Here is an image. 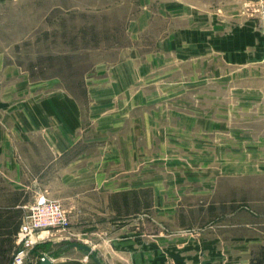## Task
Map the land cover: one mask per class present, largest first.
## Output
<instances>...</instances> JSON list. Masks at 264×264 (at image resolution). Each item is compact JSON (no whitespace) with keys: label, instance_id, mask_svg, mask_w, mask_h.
Returning <instances> with one entry per match:
<instances>
[{"label":"rangeland","instance_id":"rangeland-1","mask_svg":"<svg viewBox=\"0 0 264 264\" xmlns=\"http://www.w3.org/2000/svg\"><path fill=\"white\" fill-rule=\"evenodd\" d=\"M257 1L249 2L247 9L263 28L254 11ZM169 4L170 0H0L3 76L10 80L7 85L19 84L17 99L28 100L27 114L35 131L42 128L36 119L41 103L49 101L56 108L57 94L64 95L66 110L76 103L81 119L76 132L82 136L62 162L68 163L80 152H91L102 159L107 143L114 142L112 148L122 149L126 142L131 154L143 153L145 160H140L148 165L147 177L155 173L163 181L171 180L167 183L171 186H165L162 192L173 201L180 197V222L186 221L181 216L189 208L193 181L208 180L212 201L216 197L236 198L242 212L247 213L251 197L264 199V177H258V185L252 186L248 169L250 142L257 140L250 139L249 130L252 126L254 135H264V118L260 107L253 109L255 115L259 111L257 122L251 121L255 117L248 107H237L235 117L233 101L248 93L236 90L237 86L264 84V59L253 66H242L224 60L216 42L206 43L204 56L199 43H169V36L183 22L175 18ZM157 52L161 53L158 58ZM145 63L150 67L142 68ZM121 82L129 83V90L113 86ZM257 93L264 96V86ZM218 99L229 114L227 124L220 128L221 136L216 122ZM18 109L25 114L24 106ZM120 114L129 116L128 126L123 135L117 136L120 131L113 133L117 130L113 122L122 118ZM208 117L215 122L209 125L205 122ZM133 124L145 127V132L139 129L140 136L132 137ZM234 130L241 132V138L234 139ZM257 141L263 143L260 138ZM234 163L245 168L238 175L229 168ZM74 174L72 168L51 173L49 180L42 181L44 184L40 179H28L30 187L25 192L0 172V205L16 199L33 204L39 196H46L59 200L72 222L65 230L40 232L33 246L26 248L21 264H38L43 255L51 256L52 264H97L94 254L106 264L94 249V240L74 230L76 208L83 198L73 185ZM235 181L243 185L234 186ZM140 195L152 212L153 189L146 188ZM92 198L104 208L106 193H95ZM111 200L114 202L110 205L121 209L115 197ZM257 208L264 210V201ZM1 212L0 264H14L15 253L23 247L17 234L28 208L14 209L6 215ZM16 221L18 230L13 234ZM75 241L90 245L94 252L75 247Z\"/></svg>","mask_w":264,"mask_h":264},{"label":"crops","instance_id":"crops-1","mask_svg":"<svg viewBox=\"0 0 264 264\" xmlns=\"http://www.w3.org/2000/svg\"><path fill=\"white\" fill-rule=\"evenodd\" d=\"M251 1L170 0L169 10L177 20L183 22L169 36V43H199L203 49L201 56H204L206 43L216 42L224 60L228 58L230 62L242 66L264 59V27L248 11L247 4ZM157 53L155 57L158 58L160 52ZM3 57L0 52V172L8 177L16 189H25L27 192L30 186L26 180L40 179L41 183L46 182L51 173H63L72 168L75 173L73 185L83 195L76 208L78 221L74 230L95 241H92L94 249L106 264H264V210L257 208V204L264 199L251 197V208L243 213L236 198L226 200L216 197L217 200L214 198L212 201L211 182L208 180L193 181V195L189 200V208L181 216L186 220L182 223L177 209L180 197L173 201L172 197H166L162 192L165 186H171L167 184L171 180L163 181L155 173L147 177L145 173L148 165L141 164L145 160L142 158L143 153L139 151L131 154L126 142L123 150L112 148L114 142L107 143L102 159L97 158V155L92 156L91 152H80L68 163L62 162L65 153L82 136L76 132L81 126L76 103L66 110V100L60 94L54 96L57 99L56 108L50 106L51 102L44 101L39 108L40 115L36 116L42 128L40 131L33 130L30 114H27L28 100L19 101V84L14 82V85H7L10 80L7 75L6 78L3 76ZM195 57L199 55L193 56L192 61ZM147 66L150 67V64L145 63L142 68ZM129 85L125 82L113 84L121 90H129ZM263 86L243 84L235 88L248 90L244 96L237 95L233 101L235 117L238 115L237 107H248L250 115L255 117L251 121L257 122L259 111L255 115L253 109L260 107V116L264 118V96L257 93ZM218 105L216 122L221 136L220 130L227 124L225 122L229 114H226V105H222L221 99H218ZM21 106L25 107V114L20 113L18 108ZM120 115L122 118L113 122L117 126L113 133L120 131L117 136L125 132L128 126L126 120L129 116ZM211 121L208 117L205 122L210 125ZM51 123L54 129H51ZM144 128L133 124L130 131L132 137L140 136ZM252 128L249 130L250 139L260 138L263 141L250 142L248 169L251 182L253 180L252 186H257V178L264 177V135H254ZM233 134L234 139L242 136L236 130ZM235 147L236 153L238 148ZM33 162L37 164L36 167ZM229 168L234 171V175L245 169L237 163ZM234 183V186L243 185L237 181ZM43 186L40 187L42 192ZM146 188L153 189L152 212L140 195ZM99 192L106 193L104 208L92 198L93 194ZM112 197L122 204L121 209L110 205L111 201L114 202ZM31 204L26 199H16L0 205V211L5 214L14 209H29ZM111 212L113 214H108ZM16 224L13 234L18 230L17 221ZM243 230H247V233Z\"/></svg>","mask_w":264,"mask_h":264},{"label":"built area","instance_id":"built-area-1","mask_svg":"<svg viewBox=\"0 0 264 264\" xmlns=\"http://www.w3.org/2000/svg\"><path fill=\"white\" fill-rule=\"evenodd\" d=\"M254 7V11L264 24V0H258ZM71 223L69 215L59 200L39 196L30 205L21 222L17 237L23 247L15 253L14 264L23 263L26 248L33 246L40 232L51 229L65 230Z\"/></svg>","mask_w":264,"mask_h":264},{"label":"water","instance_id":"water-1","mask_svg":"<svg viewBox=\"0 0 264 264\" xmlns=\"http://www.w3.org/2000/svg\"><path fill=\"white\" fill-rule=\"evenodd\" d=\"M73 245L75 247H77V248L85 251V252H89V253H93L94 252L93 251V248L90 245H88V244H84V243H80V242H76L75 241V242H73ZM94 258H95L97 264H104L99 259V257L96 254H94ZM53 261L54 260H53V258L51 256H49V255H43L42 259L40 260V262L38 264H52Z\"/></svg>","mask_w":264,"mask_h":264}]
</instances>
